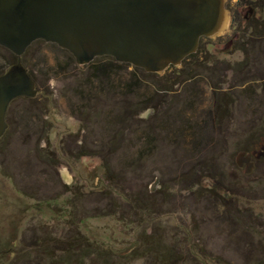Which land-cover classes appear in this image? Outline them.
I'll return each instance as SVG.
<instances>
[{"label": "rangeland", "instance_id": "374dc122", "mask_svg": "<svg viewBox=\"0 0 264 264\" xmlns=\"http://www.w3.org/2000/svg\"><path fill=\"white\" fill-rule=\"evenodd\" d=\"M257 3L234 51L160 75L26 50L38 93L0 139V264H264V161L234 165L264 139Z\"/></svg>", "mask_w": 264, "mask_h": 264}, {"label": "water", "instance_id": "95a60500", "mask_svg": "<svg viewBox=\"0 0 264 264\" xmlns=\"http://www.w3.org/2000/svg\"><path fill=\"white\" fill-rule=\"evenodd\" d=\"M225 0H0V48L17 61L0 75V139L16 99H34L35 82L20 62L42 41L79 68L108 57L160 75L196 52L201 38L228 28ZM249 165V164H248ZM250 166V165H249ZM251 168L246 170V174Z\"/></svg>", "mask_w": 264, "mask_h": 264}, {"label": "flooded vegetation", "instance_id": "af4514ba", "mask_svg": "<svg viewBox=\"0 0 264 264\" xmlns=\"http://www.w3.org/2000/svg\"><path fill=\"white\" fill-rule=\"evenodd\" d=\"M258 1L259 0H226L224 4V8L226 10L228 9V16L230 18L228 30L226 31L228 33L226 35H222L214 39L201 38L198 42L196 52L186 57L181 62L180 66L182 64H185L186 61H188L189 59H193L195 55L199 53L202 54L209 53L212 55H219V54L227 55L228 53L234 51L237 44H240L244 40L243 38H241L240 30L242 31L246 27L250 29V25H252V23L254 22L257 24L262 22V17L259 14H257V11L261 7L257 3ZM97 59H101V58H97ZM175 69L176 68L174 67H169L166 71L175 70ZM19 99H23V98H19ZM261 140L262 142L258 146L251 145L246 149L238 151L234 159L235 167L239 171H241L244 175L247 176L250 175L254 171L256 164L260 163L261 161H264V139ZM249 168H251V172L249 174H246L245 172ZM213 183L214 182H211V184ZM211 187L208 185V188ZM222 196L226 197L227 195L222 194Z\"/></svg>", "mask_w": 264, "mask_h": 264}, {"label": "trees", "instance_id": "16d2710c", "mask_svg": "<svg viewBox=\"0 0 264 264\" xmlns=\"http://www.w3.org/2000/svg\"><path fill=\"white\" fill-rule=\"evenodd\" d=\"M2 49V48H1ZM10 54V53H9ZM10 56H11V58H12V60L14 61L13 62V64L14 63H16V61H17V59L13 56V55H11L10 54ZM72 58V57H71ZM103 60H105V61H109L111 64H113L115 67H125V68H130V66L129 65H126V64H118V63H116V62H114L113 61V59H111V58H108V57H104V58H101V59H95V61L94 62H96V61H103ZM13 64H7L6 66H5V69L4 70H2V71H0V75H2L11 65H13ZM23 65V64H22ZM24 66V68L26 69V71H27V74L29 75V77L34 81V78H33V76H32V74L30 73V71L28 70V68L25 66V65H23ZM90 66V64L89 65H87V67H89ZM133 70H136L137 71V69L136 68H134ZM139 70V69H138ZM153 75V74H152ZM35 82V81H34Z\"/></svg>", "mask_w": 264, "mask_h": 264}]
</instances>
